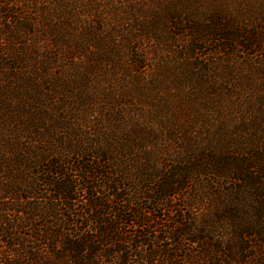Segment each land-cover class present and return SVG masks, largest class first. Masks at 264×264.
I'll return each instance as SVG.
<instances>
[{
    "label": "rangeland",
    "instance_id": "1",
    "mask_svg": "<svg viewBox=\"0 0 264 264\" xmlns=\"http://www.w3.org/2000/svg\"><path fill=\"white\" fill-rule=\"evenodd\" d=\"M0 264H264V0H0Z\"/></svg>",
    "mask_w": 264,
    "mask_h": 264
},
{
    "label": "trees",
    "instance_id": "2",
    "mask_svg": "<svg viewBox=\"0 0 264 264\" xmlns=\"http://www.w3.org/2000/svg\"><path fill=\"white\" fill-rule=\"evenodd\" d=\"M163 176L162 181L157 184L155 192L158 194L156 195L157 199L165 201L166 198L174 196L176 192L179 191L178 188H181V180H177V177H174L175 173L171 172L164 173ZM55 190L59 193V199L67 200L71 198L70 189L67 186L56 187ZM93 205H95V207H100L101 204L95 203ZM104 233H106V231ZM63 246L66 248L65 251H67L74 260L80 259L82 255H84V251H86L83 243L67 241Z\"/></svg>",
    "mask_w": 264,
    "mask_h": 264
}]
</instances>
